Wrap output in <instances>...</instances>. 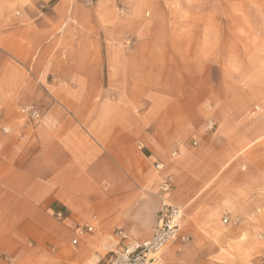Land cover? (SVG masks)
<instances>
[{
    "label": "rangeland",
    "instance_id": "rangeland-1",
    "mask_svg": "<svg viewBox=\"0 0 264 264\" xmlns=\"http://www.w3.org/2000/svg\"><path fill=\"white\" fill-rule=\"evenodd\" d=\"M12 5L13 13L52 14V28L65 37L57 49L71 42L73 59L87 47L90 59L105 58L106 73L119 61L120 89L132 90L138 124L161 105L169 118L163 126H194L165 147L157 171L166 173L168 203L182 213L179 237L158 264H264V0ZM159 201L155 191L139 193L133 232L108 234L97 247L103 260L151 236Z\"/></svg>",
    "mask_w": 264,
    "mask_h": 264
},
{
    "label": "crops",
    "instance_id": "crops-1",
    "mask_svg": "<svg viewBox=\"0 0 264 264\" xmlns=\"http://www.w3.org/2000/svg\"><path fill=\"white\" fill-rule=\"evenodd\" d=\"M17 1L0 0V264H95L108 234L133 232L139 193L169 204L155 165L194 126H163L161 105L138 124L119 61L106 73L105 58L90 59L87 47L73 59L71 42L57 49L65 37L54 16L13 13ZM32 107L36 121L22 115ZM82 225L92 231L77 237Z\"/></svg>",
    "mask_w": 264,
    "mask_h": 264
},
{
    "label": "built area",
    "instance_id": "built-area-1",
    "mask_svg": "<svg viewBox=\"0 0 264 264\" xmlns=\"http://www.w3.org/2000/svg\"><path fill=\"white\" fill-rule=\"evenodd\" d=\"M30 121L39 119L38 112L33 108H27L22 111ZM2 132H7L2 129ZM156 170H161L162 166L155 165ZM63 212L58 210L55 213V218L61 220ZM182 219L181 210L166 202L162 201L161 206L156 214V225L151 236L141 242H131L127 246L113 252L107 259L100 260L96 264H158L157 257L171 243L179 237L180 222ZM226 223V220L223 221ZM92 228L87 225L77 226L75 234L77 237H82L86 233H90ZM120 239H125L121 233L117 234ZM73 245H76L77 239L72 240Z\"/></svg>",
    "mask_w": 264,
    "mask_h": 264
}]
</instances>
